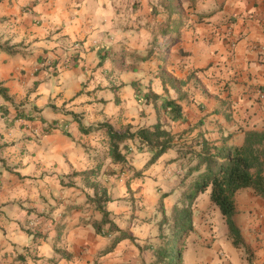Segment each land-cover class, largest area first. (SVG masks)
Returning a JSON list of instances; mask_svg holds the SVG:
<instances>
[{
    "label": "crops",
    "instance_id": "crops-1",
    "mask_svg": "<svg viewBox=\"0 0 264 264\" xmlns=\"http://www.w3.org/2000/svg\"><path fill=\"white\" fill-rule=\"evenodd\" d=\"M151 1L0 2V44L19 50L0 52V84L10 99L0 96V264H131L128 240L93 229L101 215L88 198L96 185L105 187L106 209L125 230L124 200L112 197L111 182L126 175L100 127L154 125L155 110L137 93L176 100L181 123L198 116L208 135L240 137L237 145L246 130H264V0H193L194 30L169 78L158 68L151 75L137 61L143 55L132 53L141 14L134 3ZM172 150L158 161L176 158ZM124 153L134 167L151 156L145 148ZM84 172L91 174L77 175ZM236 204L251 263L227 236L222 262L264 264V199L246 189Z\"/></svg>",
    "mask_w": 264,
    "mask_h": 264
},
{
    "label": "trees",
    "instance_id": "trees-1",
    "mask_svg": "<svg viewBox=\"0 0 264 264\" xmlns=\"http://www.w3.org/2000/svg\"><path fill=\"white\" fill-rule=\"evenodd\" d=\"M2 0H0L1 2ZM156 21L151 33L153 38L146 55L138 57L137 61L145 62L154 56L161 64L165 62L169 48L180 38V28L186 20L182 16L179 0H160L158 7L152 9ZM0 52L7 55L19 53L16 47H9L7 43L0 44ZM137 96L139 103L161 99L152 94ZM0 96L10 100L5 88L0 84ZM140 97V98H139ZM142 99V100H141ZM144 100V101H143ZM164 113L171 121L183 119L182 108L176 100H162ZM100 128L105 129L109 143V157L112 162L120 166V171L127 164L124 151L128 150L129 141H137L151 153L149 165L156 163L168 151L175 148L174 136L167 130L164 124L156 122L151 127H140L134 130L128 125L115 130L108 124ZM232 142L229 136L215 140L201 139L197 142L198 151L194 152L192 161L189 162L187 174L193 176L190 191L183 194L171 216L162 213L158 222L159 230L168 226L169 234L162 247L151 246L154 261L150 264H180L182 260V245L192 228L191 211L185 205L190 202L197 192L209 190L210 202L219 210L224 220L227 236L236 249H244L246 259L251 263L250 248L245 242L239 226L235 222L237 215L236 195L241 190L250 189L253 193L264 199V130L249 129L244 132L241 145ZM91 172L77 174L86 176ZM94 205V210L99 212L101 218L91 224L99 235L104 233H118L117 242L133 240V235L119 229L113 215L106 209V204L111 199L107 189L99 185L95 186L94 197L88 198ZM103 236V235H102ZM104 236H107L106 234Z\"/></svg>",
    "mask_w": 264,
    "mask_h": 264
},
{
    "label": "rangeland",
    "instance_id": "rangeland-1",
    "mask_svg": "<svg viewBox=\"0 0 264 264\" xmlns=\"http://www.w3.org/2000/svg\"><path fill=\"white\" fill-rule=\"evenodd\" d=\"M192 1L180 0L181 10L187 22L180 28V38L169 48L165 62L160 64L152 56L150 60L144 63L146 70L151 75L155 71H159L158 68L162 69L163 75H168L167 78H169L171 71H174L176 57L185 53L188 39L192 36L190 32L194 30V28L191 29L193 24L190 19V16L193 15L191 7H195V3H192ZM156 3L157 0H152L145 7L141 6L140 3H134L135 9L140 10L141 14L139 16L140 23L132 25L131 29L133 38V46L131 47L135 49L132 53L137 52L145 56L146 51L150 48L153 38L151 30L156 21L150 11ZM198 4L200 8L205 5L203 2ZM199 63L198 70L201 72L204 66H202L201 61ZM151 84L152 82L150 86ZM134 86L137 91H142L141 84H135ZM152 94L149 95V100H152ZM139 95L137 93V96ZM136 100L138 101V98ZM146 104L150 106H147V109L152 108L155 110V113L153 110V120L164 124L165 128L172 132L175 149L169 153L177 156L176 158L158 161L153 165L148 164L151 156H143L135 163V167H139V171L128 162L123 167L126 176H124L122 184L116 183L119 177H113L111 182L112 197L124 200L126 207V211H124V229L134 237L133 240H128L131 264H150L154 261L150 247L152 246L154 249L162 247L169 234L168 226H164L161 231L159 230L158 222L162 213L171 216L176 206L180 205L179 201L182 199L183 194L187 191L191 192L189 187L193 176L187 174V168L190 165L189 162L193 159L194 152L198 151L197 142L203 138L218 139L215 134L208 135L207 126L199 120L201 118L198 116L192 117L193 121H190L189 124H184L181 121H171L168 118L163 111L161 99ZM182 127L184 128L178 130ZM239 138L234 137L231 143H237ZM127 143L128 149L131 148L136 152L145 148L133 141ZM185 205L191 211L192 228L182 245L180 264H224L222 262L224 254H221L223 252L221 242L227 236L224 234V230L227 229L219 210L209 200V190L195 193L192 200L186 202ZM238 251L244 259L247 255L244 249Z\"/></svg>",
    "mask_w": 264,
    "mask_h": 264
},
{
    "label": "built area",
    "instance_id": "built-area-1",
    "mask_svg": "<svg viewBox=\"0 0 264 264\" xmlns=\"http://www.w3.org/2000/svg\"><path fill=\"white\" fill-rule=\"evenodd\" d=\"M234 46H235V42H234V40H232V41L230 42V48L233 49ZM259 98H261L262 100H264V92H259ZM105 234H106L108 237L110 236V234H107V233H104V234H102V235L104 236Z\"/></svg>",
    "mask_w": 264,
    "mask_h": 264
}]
</instances>
